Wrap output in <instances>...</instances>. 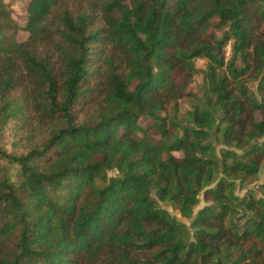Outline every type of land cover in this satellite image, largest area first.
Segmentation results:
<instances>
[{"label": "trees", "instance_id": "16d2710c", "mask_svg": "<svg viewBox=\"0 0 264 264\" xmlns=\"http://www.w3.org/2000/svg\"><path fill=\"white\" fill-rule=\"evenodd\" d=\"M6 18L0 264H264V183L235 193L264 164V0H29L23 42Z\"/></svg>", "mask_w": 264, "mask_h": 264}, {"label": "rangeland", "instance_id": "374dc122", "mask_svg": "<svg viewBox=\"0 0 264 264\" xmlns=\"http://www.w3.org/2000/svg\"><path fill=\"white\" fill-rule=\"evenodd\" d=\"M6 3V9L8 12V18L4 21V32L6 36L8 37H15V39L19 42H23L27 40L28 34L21 28L25 25L26 19H27V5L29 0H4ZM73 6L72 4H70ZM74 7V6H73ZM225 53L228 55L229 53V46L225 48ZM98 65V68L100 70L99 63H95L92 68ZM206 65V59L204 58H198L195 59V66L198 70V72L193 76L191 81L189 82L186 91L189 92V94L183 95L177 100V107L179 110V114L184 113V110H186L189 107V103L192 100L193 94L201 95V91L203 88V79H202V73L201 70L205 68ZM101 72V71H100ZM99 76V74H98ZM100 77H88V83H85L83 88H89L90 90H93L94 92H97V88L103 87V78L102 82L100 81ZM177 83L180 85L183 82L182 77H178L176 79ZM255 83L250 84L253 89H255ZM97 100L95 98L91 99H82L77 104H75L74 113H75V121L79 122L81 121L84 116H87L91 110L96 105ZM141 122L143 124H148V120L142 119ZM27 133H30V141L29 143L33 141H37L39 139H42L44 134L41 129V127H37L35 123H33L29 131ZM18 142L19 145H24L27 143V140L25 139H19ZM263 139H260L259 142ZM215 146L217 150H219L222 145L217 143L214 140ZM241 153V151H238ZM176 156H180V152H174ZM116 174L115 170L109 171L108 175H114ZM264 183V164L261 165L260 171L245 180V182L241 185L236 181V188L235 193L239 196H243L246 193L247 189H252L257 192L258 195H260V188L259 186ZM199 203L194 207L193 209V215L192 218L195 216L196 212L202 208L204 205L208 204V196L205 195L204 192H201L199 195ZM159 205L163 208H165L167 211L170 212L171 215L175 216L179 221L183 222L187 226H189L190 222L192 221V218H184L180 216L178 210H176L172 205H170L168 202H158Z\"/></svg>", "mask_w": 264, "mask_h": 264}]
</instances>
